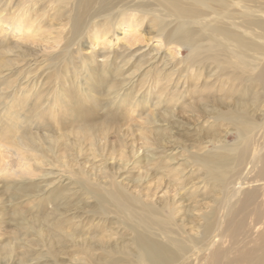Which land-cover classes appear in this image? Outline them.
<instances>
[{
    "label": "bare ground",
    "instance_id": "obj_1",
    "mask_svg": "<svg viewBox=\"0 0 264 264\" xmlns=\"http://www.w3.org/2000/svg\"><path fill=\"white\" fill-rule=\"evenodd\" d=\"M0 6V55L12 53L9 44L26 47L27 43L49 35L38 19L39 14L49 11H63L68 20V31L62 34L65 55L60 61L73 66L71 47H74L84 62L85 72L91 71L87 61L103 72L107 60L114 57L110 55L113 51L117 53L115 59L120 58L117 69L138 53L157 60L163 43H143L138 31L142 25L150 27L155 37L164 42L169 39L168 44L176 47L168 53L170 60L160 68L164 77L166 67L171 68L172 75L187 74L190 68L178 72L175 67L179 62L174 61L182 46L188 48L197 58L198 69L195 66L191 72L197 74V81L205 76L201 84L210 86L208 93L215 98L209 112L213 123L224 122L239 141L227 146L213 137L212 151L205 152L203 146L189 155L192 167L204 169L201 188L209 185L211 193L219 195L218 200H213L218 208L212 209L202 226L188 222L187 225L183 218L175 220L169 216L167 207L174 204V199L164 200L165 209H161L128 193L119 183L108 182L104 188L82 186L95 200L100 217L86 219L85 225L93 224L97 230L98 224L103 226L111 216L130 239L120 250L83 252L80 259H74L75 264H264V121L262 125L255 121L257 116L264 118V0H1ZM42 7L44 11L38 12ZM93 44L100 47L95 49ZM18 58L27 68L26 76L12 91L14 95H0V138L21 139L23 136L19 134L26 135V127L49 120L73 125L77 132V157L82 151L81 141L89 140L94 145L105 139V132L96 135L93 126L84 124L90 115L85 117L79 107L51 98L52 88L45 91L34 76L37 72L34 62L27 61L25 55ZM208 60L212 65H204ZM101 72L96 74L99 83L104 79ZM162 74L158 73L155 80H160ZM215 83H220L226 92L223 100L212 93ZM9 85L12 89L13 83ZM186 175L191 176L189 172L182 173L183 180ZM63 179L67 181L64 176L58 180L63 183ZM187 184L192 185V181ZM201 188L198 186L195 193ZM46 209L47 217L62 212L61 206L54 204ZM6 212L9 210H1V218ZM29 212L38 214V210ZM53 229L60 227L51 224L47 231Z\"/></svg>",
    "mask_w": 264,
    "mask_h": 264
},
{
    "label": "rangeland",
    "instance_id": "obj_2",
    "mask_svg": "<svg viewBox=\"0 0 264 264\" xmlns=\"http://www.w3.org/2000/svg\"><path fill=\"white\" fill-rule=\"evenodd\" d=\"M43 8L38 12L44 11ZM44 15L39 14L38 19L49 35L27 43L26 47L9 44L12 53L0 55V93L4 94L0 95H14L15 87L23 82L20 79L26 76L27 68L18 57L25 55L27 61L34 62L37 69L34 76L44 90L52 88L51 98L79 107L85 117L90 115L84 124L93 126L96 135L105 132V139L94 145L89 140L81 141L82 151L77 157V132L73 125L49 120L26 127V135L19 134L23 136L21 139L0 138V213L2 209L9 210L3 218L0 216V264H75L74 259H80L83 252L120 250L128 244L130 236L114 217L110 216L103 226L98 224L97 230L93 224L85 225L86 219L100 217L95 200L82 186L104 188L108 182L119 183L128 193L161 209H165L164 200L174 199V204L167 207L169 216L202 226L212 209L218 208L213 200H218L219 195L211 193L209 185L201 188L204 169L192 167L190 156L203 146L205 152L212 151L213 137L227 146L239 141L224 122L213 123L209 112L215 98L208 93L210 86L202 85L204 75L197 81V74L191 72L197 67L195 53L182 46L174 61L179 62L175 68L178 72L190 69L183 76V73L172 75L171 68L166 67L164 77L160 68L170 60L168 53L176 47L168 44L169 39L164 42L155 37L150 27L142 25L138 31L143 43H163L157 60L138 53L117 69L120 58L115 59L117 53L113 51L110 55L114 57L107 60L103 72L90 61L86 63L91 71L85 72L84 62L74 47L71 52L75 68L60 61L65 55L62 34L69 26L66 14L49 11ZM119 33L118 30L116 35ZM99 43L100 40L96 44ZM96 44L95 49L100 47ZM100 72L104 79L99 83L96 74ZM158 73L162 74L160 80H155ZM12 83V89L8 88ZM219 84H214L212 93L223 100L226 92ZM255 121L262 125L264 118L257 116ZM181 172H189L191 176L186 175L183 180ZM60 176L67 181L63 179L61 183ZM190 180L192 185L187 184ZM198 186L201 189L195 193ZM52 204L61 206L62 212L47 217L46 208ZM30 209L38 210V214L32 215ZM51 224L60 230L48 232Z\"/></svg>",
    "mask_w": 264,
    "mask_h": 264
}]
</instances>
